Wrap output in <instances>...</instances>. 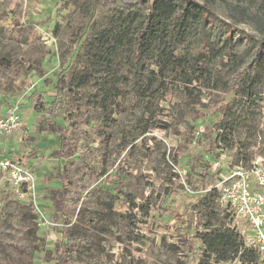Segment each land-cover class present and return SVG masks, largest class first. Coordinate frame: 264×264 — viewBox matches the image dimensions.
Segmentation results:
<instances>
[{"label":"rangeland","instance_id":"rangeland-1","mask_svg":"<svg viewBox=\"0 0 264 264\" xmlns=\"http://www.w3.org/2000/svg\"><path fill=\"white\" fill-rule=\"evenodd\" d=\"M251 1L217 0L200 20L171 25L168 38L198 80L161 76L157 42L122 84L146 4L0 0V110L15 106L21 115L1 157L31 169L37 184L35 197L1 184L0 264H57L68 239L79 244L77 258L91 264H239L202 260L196 234L208 223H228L231 212L218 202L221 181L237 170L264 174V51L255 59L264 35L251 17L232 10ZM262 1L253 0L249 12L264 10ZM173 4L174 19L183 3ZM122 30L127 44L112 48ZM203 44L209 55L199 77L194 58ZM60 72L66 86L78 82L80 96L62 93L52 118ZM111 87L119 91H111L113 113L104 117L102 90ZM187 87L197 102L189 101ZM52 119L62 128V149L49 131ZM83 235L86 241L76 240Z\"/></svg>","mask_w":264,"mask_h":264},{"label":"trees","instance_id":"trees-1","mask_svg":"<svg viewBox=\"0 0 264 264\" xmlns=\"http://www.w3.org/2000/svg\"><path fill=\"white\" fill-rule=\"evenodd\" d=\"M217 0H204L202 4L196 2L195 0H182L183 7L177 12L176 17L173 19V16L176 13V8L173 4V0H138V3L146 4L143 9L142 18L140 20L138 33L131 41L128 43L130 49V57L127 59L125 68L119 76V80L122 84H127L131 81L137 73L138 63L141 56L149 51L155 49L154 44L159 42L161 55L164 56L165 62L162 66L157 68V72L163 77H174V78H186V84H190L192 81L198 80L199 78L190 77L188 74L189 68L185 58L180 56L170 34L171 25H180L181 28H184L188 25L190 21H198L203 18V15L210 13V6L213 5ZM241 2L242 0H237ZM253 1V0H252ZM248 5L247 8H239V6H234L232 9L237 15L240 16H249L251 20L255 23L256 29L264 35V10H258V12H249V8L253 5ZM261 7L264 9V0L262 1ZM131 23L136 21V18L133 16L127 18ZM172 21V22H171ZM252 40H257L252 38ZM114 44L112 48L117 47L118 45H126L127 39L125 36V30H122L120 34H114L113 37ZM259 45V50L255 55L257 60L260 52L264 51V36L257 40ZM208 45H204L199 50L197 56L194 58V69L193 73L197 74L199 77H203L207 71V57H208ZM13 68V67H12ZM66 72V71H65ZM65 72H60L56 74L54 92L50 96L52 101L50 102V113L47 114L53 118V113L57 103L59 102V97L66 90L70 97L74 100H77L80 96L78 82H74L69 86L65 85L64 74ZM155 73V72H154ZM85 75L91 76V71L85 70ZM100 84H97L99 86ZM95 86V87H97ZM152 87V84H150ZM117 90V88L111 87L107 90L103 89L104 98L101 99L99 104L100 112L104 117H111L113 110L111 109V100L109 99L111 91ZM189 95V101L197 102L198 100L193 97V88H186ZM52 125L50 132L59 135L60 138V149L63 146V137L61 135V127L55 123L52 119ZM223 138V137H222ZM221 138V139H222ZM206 174L209 175L210 168L206 167ZM68 185V184H67ZM118 188V186H117ZM61 192H59V199H63V194L66 191V186L61 185ZM67 192V191H66ZM119 194L120 188L117 190ZM55 195V194H54ZM55 197V196H54ZM53 197V198H54ZM52 198V199H53ZM116 199L119 203L123 204L124 201L121 200L119 196H116ZM134 206H131L133 209ZM143 210V209H142ZM228 217L227 224H206L203 231L196 234V238L199 240L201 245V259L209 260L211 259L214 263H228L236 261L239 264H257L260 256L256 246H253L251 241L245 239V236H242L240 231V226H238L234 221L233 214H226ZM100 217H97L92 220V226H95L98 223ZM101 220V219H100ZM85 235L77 237L76 240L86 241L84 239ZM67 248L63 251V254L59 256V261L57 264H91L93 261H83L77 258L76 246L79 244L72 243V239L67 240ZM77 242V243H79Z\"/></svg>","mask_w":264,"mask_h":264},{"label":"built area","instance_id":"built-area-1","mask_svg":"<svg viewBox=\"0 0 264 264\" xmlns=\"http://www.w3.org/2000/svg\"><path fill=\"white\" fill-rule=\"evenodd\" d=\"M28 1V0H24ZM21 115L15 106L0 110V145L8 151V146L3 142L9 139L19 129ZM0 189L1 184L8 183L16 192L27 193L35 197L37 189L34 172L9 157L0 158ZM250 175L260 186L252 190L251 176L237 170L216 187L219 192V204L234 215V221H242L249 230L253 246H256L259 256L264 258V174L253 168ZM233 178L234 181H231ZM241 231V229H240ZM242 236L245 233L241 231Z\"/></svg>","mask_w":264,"mask_h":264},{"label":"crops","instance_id":"crops-1","mask_svg":"<svg viewBox=\"0 0 264 264\" xmlns=\"http://www.w3.org/2000/svg\"><path fill=\"white\" fill-rule=\"evenodd\" d=\"M4 153H5V148H3L2 146L0 147V158L4 157ZM2 156V157H1ZM9 157V156H7Z\"/></svg>","mask_w":264,"mask_h":264}]
</instances>
